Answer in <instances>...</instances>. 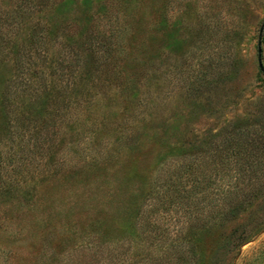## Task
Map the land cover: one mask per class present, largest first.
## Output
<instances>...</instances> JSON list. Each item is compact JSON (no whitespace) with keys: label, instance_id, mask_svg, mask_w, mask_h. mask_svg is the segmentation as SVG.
<instances>
[{"label":"rangeland","instance_id":"1","mask_svg":"<svg viewBox=\"0 0 264 264\" xmlns=\"http://www.w3.org/2000/svg\"><path fill=\"white\" fill-rule=\"evenodd\" d=\"M259 47L264 0H0V264H264Z\"/></svg>","mask_w":264,"mask_h":264},{"label":"trees","instance_id":"2","mask_svg":"<svg viewBox=\"0 0 264 264\" xmlns=\"http://www.w3.org/2000/svg\"><path fill=\"white\" fill-rule=\"evenodd\" d=\"M234 130H235L236 133H238V132H240L242 130V128H240V127L237 126ZM236 130H238V131H236ZM227 144H230V143H228V141H225V145H227ZM233 215H237V210H234L233 211ZM241 235H243V234H240V236ZM240 236L238 237V240L235 243V246L236 247H240L241 245H243L248 240V239H241Z\"/></svg>","mask_w":264,"mask_h":264},{"label":"water","instance_id":"3","mask_svg":"<svg viewBox=\"0 0 264 264\" xmlns=\"http://www.w3.org/2000/svg\"><path fill=\"white\" fill-rule=\"evenodd\" d=\"M261 32H262V29H261ZM261 55H262V50H261V47H259V66H260L261 70L264 71Z\"/></svg>","mask_w":264,"mask_h":264}]
</instances>
